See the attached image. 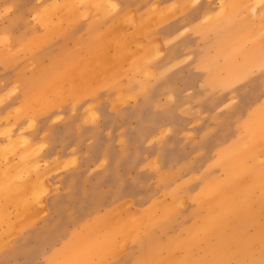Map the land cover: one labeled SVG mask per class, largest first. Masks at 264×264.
<instances>
[{"label": "rangeland", "instance_id": "1", "mask_svg": "<svg viewBox=\"0 0 264 264\" xmlns=\"http://www.w3.org/2000/svg\"><path fill=\"white\" fill-rule=\"evenodd\" d=\"M38 58L65 76L29 92ZM0 234V264H264V0H0Z\"/></svg>", "mask_w": 264, "mask_h": 264}, {"label": "crops", "instance_id": "2", "mask_svg": "<svg viewBox=\"0 0 264 264\" xmlns=\"http://www.w3.org/2000/svg\"><path fill=\"white\" fill-rule=\"evenodd\" d=\"M119 16L120 15H117L116 16H110L108 15V17L106 18V24L108 25V27H110L111 23H113L114 19H119ZM87 29H88V25L87 24H83V25H79L77 26L74 30H72L71 32H69V34L59 38V39H56L53 41V44H54V54L55 56L58 54V51L61 50L60 48L62 47V45L64 46L63 48V53L65 54V57H66V61H67V66H72L75 62V55L77 53H79L78 51H82V50H78L77 49V45L78 44H82L84 45V47L82 49H84V51H87L89 52L91 50L90 47H88V44L90 41H94L93 40V36L91 34H87ZM68 40H71L72 42H74V45L72 47H69L67 45V41ZM77 49V50H76ZM93 49V48H92ZM11 59H14L13 57H10ZM39 60V67H40V70L38 73H35L33 76H31V79H28V80H25L24 82H27V84H24V85H27L29 87V92H33V91H36V92H40L42 89H44V92L47 90L46 87H48L49 85H51L53 82L56 83V82H59L64 76H65V70L64 71H58L57 72V75L56 77H54V80L52 82H50L49 84H44L43 80H42V77H41V73H42V70L45 66H50V65H57V62L58 61L57 59H55L54 62H51L49 59V63H44L43 60L44 59H41V58H38ZM8 64V62H6ZM67 68V67H66ZM15 75H18L15 74ZM9 76V75H8ZM7 76V77H8ZM26 86H24L22 89L24 92H26L24 89H25ZM12 90V89H11ZM15 102H18V100H20L19 98H15L14 99ZM13 100H11V102L9 103V107H10V104L12 103ZM14 105H18V104H12L11 106H14ZM16 107V106H15ZM14 108V107H13ZM11 110V109H10ZM10 110L7 111V113L10 112ZM6 113V116L8 115ZM19 117V116H18ZM64 124V133L67 134L69 133V135L66 137V138H69L71 137V134L75 137V138H78V130H80V126H77V122L75 121H72L71 119H67L63 122ZM4 126H10V125H4ZM46 130L48 131H51L52 128L50 126H47L45 128ZM64 137V136H63ZM61 138V142L64 143L65 142V139L64 138ZM56 138H59L57 135H55V139ZM52 142V140H51ZM36 144L38 145H41L40 142H35ZM29 149H27V152H28ZM25 152V151H24ZM23 152V153H24ZM46 156H55V155H48V154H45L43 159L46 160ZM53 159V157H52ZM72 172H76L75 170L72 171ZM9 174H6L7 176L8 175H13V173L11 172H7ZM45 173L46 172H43L41 174V176H38V177H34L32 175H29V176H25V178L22 179V186H23V197L26 196L27 194H29L30 192V189H31V185L30 183L31 182H34V183H38V186L40 189H48L50 188V184L49 182L47 181V179L45 178ZM72 183H70L69 179L67 181V187H70L73 191L76 189L77 186H74L72 187L71 186ZM119 186V185H116V187ZM121 186V185H120ZM120 186L118 188H120ZM98 192H101L100 190H98L96 187H93L91 191H89V194H90V197H89V203H92L93 202V199L95 197V193H98ZM48 204L47 200H46V194L41 197V200H40V205L38 206V208H36L35 210H30L28 209V211H26V207L25 205L23 206V211H22V221H21V227L22 226H27L29 225L30 223L34 222L39 214H38V210L39 208L41 207H45L46 205ZM93 207H91L90 209H92ZM8 237V235H7ZM9 238L6 239V234H0V242L2 241H5V240H8ZM9 244H11V240L9 241ZM6 249V248H5ZM4 249L0 248V251H2Z\"/></svg>", "mask_w": 264, "mask_h": 264}, {"label": "bare ground", "instance_id": "3", "mask_svg": "<svg viewBox=\"0 0 264 264\" xmlns=\"http://www.w3.org/2000/svg\"><path fill=\"white\" fill-rule=\"evenodd\" d=\"M82 16V15H81ZM9 43V42H8ZM33 151V150H32ZM126 223V222H125ZM129 223V222H128Z\"/></svg>", "mask_w": 264, "mask_h": 264}]
</instances>
